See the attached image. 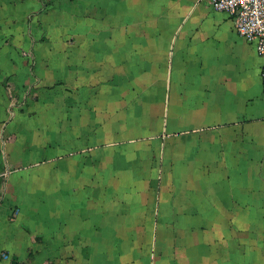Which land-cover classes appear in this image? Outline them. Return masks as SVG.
I'll return each mask as SVG.
<instances>
[{
  "label": "crops",
  "instance_id": "obj_1",
  "mask_svg": "<svg viewBox=\"0 0 264 264\" xmlns=\"http://www.w3.org/2000/svg\"><path fill=\"white\" fill-rule=\"evenodd\" d=\"M263 70L207 0H0V264H264Z\"/></svg>",
  "mask_w": 264,
  "mask_h": 264
},
{
  "label": "built area",
  "instance_id": "obj_2",
  "mask_svg": "<svg viewBox=\"0 0 264 264\" xmlns=\"http://www.w3.org/2000/svg\"><path fill=\"white\" fill-rule=\"evenodd\" d=\"M219 11L234 17L237 32L254 43L258 54L264 60V0H207ZM264 91V70H263Z\"/></svg>",
  "mask_w": 264,
  "mask_h": 264
},
{
  "label": "water",
  "instance_id": "obj_3",
  "mask_svg": "<svg viewBox=\"0 0 264 264\" xmlns=\"http://www.w3.org/2000/svg\"><path fill=\"white\" fill-rule=\"evenodd\" d=\"M11 264H17V261H16L15 258L12 260V263Z\"/></svg>",
  "mask_w": 264,
  "mask_h": 264
}]
</instances>
